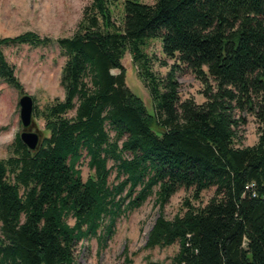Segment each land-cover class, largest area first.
I'll use <instances>...</instances> for the list:
<instances>
[{
    "label": "trees",
    "instance_id": "trees-1",
    "mask_svg": "<svg viewBox=\"0 0 264 264\" xmlns=\"http://www.w3.org/2000/svg\"><path fill=\"white\" fill-rule=\"evenodd\" d=\"M151 39L174 61L164 79L141 50ZM51 44L34 32L0 39V79L23 90L5 47ZM57 44L65 97L35 103L42 146L32 153L17 135L0 159V264H78L77 245L93 237L103 245L107 219L110 236L125 212L153 194L163 210L181 189L193 200L172 220L160 214L147 248L178 245L174 264H264V0H93ZM127 52L153 113L126 84ZM183 68L204 87V103L181 99ZM237 112L257 119L256 145L239 146ZM212 188L205 206L192 203Z\"/></svg>",
    "mask_w": 264,
    "mask_h": 264
},
{
    "label": "rangeland",
    "instance_id": "rangeland-1",
    "mask_svg": "<svg viewBox=\"0 0 264 264\" xmlns=\"http://www.w3.org/2000/svg\"><path fill=\"white\" fill-rule=\"evenodd\" d=\"M146 4H154L156 0H138ZM93 0H0V39L14 38L26 32H34L43 38H49L52 44L45 48H32L27 45L8 46L4 54L14 68L23 91L31 95L36 105L42 109L55 100L63 99L65 91L61 85L62 71L66 62L57 40L72 37L82 19L85 7ZM123 13L122 5L115 8L114 18L120 21ZM143 54L151 61V71L159 79H164L169 72L173 60L165 56L161 39H151L141 47ZM133 54L127 52L122 64L126 70V84L130 90L140 96L147 109L153 113V102L147 84L140 74V66L134 63ZM178 74L180 97L182 100L195 99L197 104L205 102L202 95L204 87L186 68ZM114 75L119 71L114 70ZM20 92L0 79V131H6L13 125H21ZM245 123L237 128L239 146L248 147L258 143L260 133L257 119L250 113L237 112ZM40 131L45 136V126L41 119L35 118ZM21 134V133H20ZM20 134H18L20 136ZM113 135V134H112ZM13 153V145L6 151H0V159H7ZM88 161L81 164L82 177L87 180L91 174ZM110 167L113 162H110ZM110 185L120 182L116 172L110 176ZM157 190V189H156ZM155 190V191H156ZM215 188L204 191L195 205L205 206L213 197ZM158 196L153 194L134 211L122 214L115 223L113 233L106 236L107 219L98 235L104 236L103 245L99 237L81 241L75 250L78 264H174V257L179 246L150 249L146 247L148 236L161 213L172 220L183 214V204L192 199V191L179 190L161 210ZM72 222V221H71Z\"/></svg>",
    "mask_w": 264,
    "mask_h": 264
},
{
    "label": "water",
    "instance_id": "water-1",
    "mask_svg": "<svg viewBox=\"0 0 264 264\" xmlns=\"http://www.w3.org/2000/svg\"><path fill=\"white\" fill-rule=\"evenodd\" d=\"M19 105L21 108V125L22 131L20 134V139L22 143L27 147L32 153H36L40 150L42 146V140L44 134L37 127L34 118V106L35 102L31 95L26 94L23 90L20 91ZM28 129L23 132V129Z\"/></svg>",
    "mask_w": 264,
    "mask_h": 264
},
{
    "label": "clouds",
    "instance_id": "clouds-1",
    "mask_svg": "<svg viewBox=\"0 0 264 264\" xmlns=\"http://www.w3.org/2000/svg\"><path fill=\"white\" fill-rule=\"evenodd\" d=\"M28 129L24 128L23 132ZM21 133V129L15 125L6 131H0V151L6 152L14 143L16 136Z\"/></svg>",
    "mask_w": 264,
    "mask_h": 264
}]
</instances>
